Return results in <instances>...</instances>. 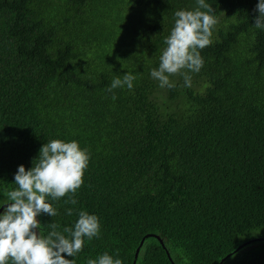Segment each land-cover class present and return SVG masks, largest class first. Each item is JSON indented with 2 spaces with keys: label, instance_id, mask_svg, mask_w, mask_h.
Segmentation results:
<instances>
[{
  "label": "trees",
  "instance_id": "16d2710c",
  "mask_svg": "<svg viewBox=\"0 0 264 264\" xmlns=\"http://www.w3.org/2000/svg\"><path fill=\"white\" fill-rule=\"evenodd\" d=\"M206 2L218 24L203 68L192 88L173 76L161 89L150 71L196 0H0V201L47 141L87 149L77 204L49 200L59 214L37 217L45 236L77 221L69 207L99 218L75 264L104 252L130 264L136 247L134 264H264L258 0ZM127 73L131 91H105Z\"/></svg>",
  "mask_w": 264,
  "mask_h": 264
},
{
  "label": "clouds",
  "instance_id": "9594fccd",
  "mask_svg": "<svg viewBox=\"0 0 264 264\" xmlns=\"http://www.w3.org/2000/svg\"><path fill=\"white\" fill-rule=\"evenodd\" d=\"M253 26L264 29V0H258ZM174 26L165 38L158 68L150 71V77L158 81L161 89H174L177 85L170 77L179 76L183 87L192 88L193 75L204 65L201 50L213 43V34L218 18L210 3L196 0L192 10H176L173 14ZM136 76L127 73L115 76L105 89L113 93L117 88L132 90ZM117 97L113 94L112 99ZM87 149H81L77 141L65 142L52 139L44 144L38 158L30 170L19 166L14 176L15 187L3 192L4 207L0 214V264H75L74 257L85 245L101 235L99 218L86 210L76 211L69 207L66 215L74 212L78 219L72 226L61 229L58 223L48 224L50 231L41 234L40 214L56 217L59 213L52 201L65 198L64 203L76 205L77 191L84 184V173L89 165ZM65 254L73 259H66ZM118 256V253H117ZM87 264H123L104 252L96 259H88Z\"/></svg>",
  "mask_w": 264,
  "mask_h": 264
},
{
  "label": "water",
  "instance_id": "95a60500",
  "mask_svg": "<svg viewBox=\"0 0 264 264\" xmlns=\"http://www.w3.org/2000/svg\"><path fill=\"white\" fill-rule=\"evenodd\" d=\"M4 207H0V211L3 209ZM149 236H153V235H145L144 237H149ZM156 238V237H155ZM159 242V241H158ZM136 254H137V247L134 250L133 256H132V261L130 264H134L135 258H136Z\"/></svg>",
  "mask_w": 264,
  "mask_h": 264
}]
</instances>
